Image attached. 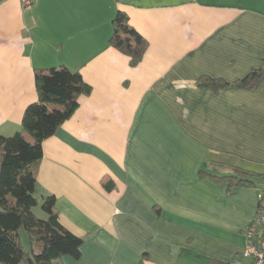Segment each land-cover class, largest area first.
I'll return each instance as SVG.
<instances>
[{
	"label": "crops",
	"instance_id": "0c3cea01",
	"mask_svg": "<svg viewBox=\"0 0 264 264\" xmlns=\"http://www.w3.org/2000/svg\"><path fill=\"white\" fill-rule=\"evenodd\" d=\"M118 12L148 42L137 66L110 45ZM263 62L264 0H0V135L38 100L36 69L64 66L90 87L37 167L38 203L54 196L84 240L59 263L242 260L264 189V78L199 83L233 84ZM237 170L248 184L228 180Z\"/></svg>",
	"mask_w": 264,
	"mask_h": 264
},
{
	"label": "trees",
	"instance_id": "16d2710c",
	"mask_svg": "<svg viewBox=\"0 0 264 264\" xmlns=\"http://www.w3.org/2000/svg\"><path fill=\"white\" fill-rule=\"evenodd\" d=\"M112 25L110 45L127 55L132 66H137L144 58L148 42L122 12L117 13ZM263 78L264 62L233 84L203 77L199 86L213 90L251 89ZM35 85L38 100L26 108L21 131L11 137L0 135V264H60L64 256L79 259L84 243L60 224L54 196L43 198L45 219L38 218L33 210L38 206L36 173L43 158V143L74 115L79 98L90 94V87L80 72L64 66L36 69ZM237 171L228 180L248 184L251 175ZM21 230L28 236L29 250L21 242Z\"/></svg>",
	"mask_w": 264,
	"mask_h": 264
},
{
	"label": "built area",
	"instance_id": "2783aa9c",
	"mask_svg": "<svg viewBox=\"0 0 264 264\" xmlns=\"http://www.w3.org/2000/svg\"><path fill=\"white\" fill-rule=\"evenodd\" d=\"M36 0H19L24 9L30 8ZM258 211L254 222L246 231V247L242 260L232 264H264V189L258 193ZM263 241L261 245L257 242Z\"/></svg>",
	"mask_w": 264,
	"mask_h": 264
},
{
	"label": "rangeland",
	"instance_id": "374dc122",
	"mask_svg": "<svg viewBox=\"0 0 264 264\" xmlns=\"http://www.w3.org/2000/svg\"><path fill=\"white\" fill-rule=\"evenodd\" d=\"M33 211L35 212V214L38 218H40V219L46 218L45 213L42 211L41 203H38V206H36ZM20 237H21V242H22L23 246L25 247V249L29 250L30 244H29L28 237H27L24 230L20 231Z\"/></svg>",
	"mask_w": 264,
	"mask_h": 264
}]
</instances>
